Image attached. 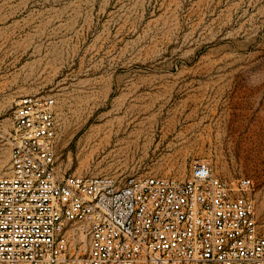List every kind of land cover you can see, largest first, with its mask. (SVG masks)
<instances>
[{
	"label": "rangeland",
	"instance_id": "rangeland-1",
	"mask_svg": "<svg viewBox=\"0 0 264 264\" xmlns=\"http://www.w3.org/2000/svg\"><path fill=\"white\" fill-rule=\"evenodd\" d=\"M27 93L56 100L60 173L200 160L252 180L264 233V0H0V173Z\"/></svg>",
	"mask_w": 264,
	"mask_h": 264
},
{
	"label": "built area",
	"instance_id": "built-area-1",
	"mask_svg": "<svg viewBox=\"0 0 264 264\" xmlns=\"http://www.w3.org/2000/svg\"><path fill=\"white\" fill-rule=\"evenodd\" d=\"M58 138L53 96L15 101L0 264H264L250 178L221 177L200 160L185 178L66 175Z\"/></svg>",
	"mask_w": 264,
	"mask_h": 264
},
{
	"label": "bare ground",
	"instance_id": "bare-ground-1",
	"mask_svg": "<svg viewBox=\"0 0 264 264\" xmlns=\"http://www.w3.org/2000/svg\"><path fill=\"white\" fill-rule=\"evenodd\" d=\"M4 166V162H0V168H2ZM183 173V171H182Z\"/></svg>",
	"mask_w": 264,
	"mask_h": 264
}]
</instances>
